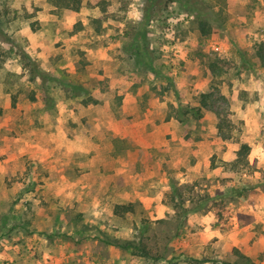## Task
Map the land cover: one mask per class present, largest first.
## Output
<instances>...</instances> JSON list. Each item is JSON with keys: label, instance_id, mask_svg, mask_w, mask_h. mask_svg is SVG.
Here are the masks:
<instances>
[{"label": "rangeland", "instance_id": "374dc122", "mask_svg": "<svg viewBox=\"0 0 264 264\" xmlns=\"http://www.w3.org/2000/svg\"><path fill=\"white\" fill-rule=\"evenodd\" d=\"M233 263L264 264V0H0V264Z\"/></svg>", "mask_w": 264, "mask_h": 264}, {"label": "crops", "instance_id": "0c3cea01", "mask_svg": "<svg viewBox=\"0 0 264 264\" xmlns=\"http://www.w3.org/2000/svg\"><path fill=\"white\" fill-rule=\"evenodd\" d=\"M237 100V105H235L233 107L234 111H236L235 113H238L237 110H238V102L240 103V106H239V109H243V101L241 100H238V98L236 99ZM156 102V101H155ZM160 102V101H159ZM157 103V102H156ZM162 103V102H161ZM159 107L162 108L164 107V104H160L159 103ZM256 107L257 106H253L252 103H246V105L244 106V111L247 112V115L249 116V119H251L255 125L259 126L260 124V121H259V117L257 115V110H256ZM145 112H148L147 115L150 116L151 114H153V111L151 110V112H149L148 110L145 111ZM170 127L174 128L175 127V120L173 118H171L169 121H166V122H163L162 120V123H161V129L163 130H168ZM151 146L150 147V151L148 150V148H146L144 150V154L142 155V167L144 168V171H143V178L142 180L145 181V180H148V181H152V182H158L159 180V175L156 174V171L154 170V168L157 166V165H160L162 166L164 163H166L167 165V169H161L158 171V173L161 174V179L159 180L161 183L162 181H164V179L168 178L169 176L172 177L173 174L176 175V168L174 166V162L173 161H169L167 159H170V155L168 158H164V159H158L156 155L154 154H150L149 152H155L154 150L155 149H161L163 148V144L162 145H157V144H150ZM165 146H167V150L165 149L164 151H167V153H171L172 152V146L169 144V143H166L164 144ZM156 153V152H155ZM199 153L198 150L195 151V155H197ZM166 157L168 156V154L165 155ZM229 155L227 154V157H224L223 158V161H228ZM141 168V169H143ZM171 168L175 169V170H170ZM162 171V173L160 172ZM140 193H137V197L132 201L135 202L139 197H140ZM145 211L150 214V215H154V213H156V211L152 210L151 208H145Z\"/></svg>", "mask_w": 264, "mask_h": 264}, {"label": "trees", "instance_id": "16d2710c", "mask_svg": "<svg viewBox=\"0 0 264 264\" xmlns=\"http://www.w3.org/2000/svg\"><path fill=\"white\" fill-rule=\"evenodd\" d=\"M50 3L57 9H61V10H72L75 12L80 11L81 7H82V2L83 0H49ZM208 24L203 22L201 23V27H200V32L202 35H206L208 33ZM206 94H203V98L201 100V105L203 107H207L206 105ZM188 110L195 112V114H197L198 116H200L201 112H200V108H193V107H189ZM185 115L182 113H178L177 118L179 120H182L181 117ZM225 122V121H224ZM218 130L220 128H222V126L219 124L217 126ZM224 140H228L230 139V137H224ZM250 150V146L247 144H242L240 149L236 152L237 158L236 160H234L232 162V165H236L238 163H246V156L248 155ZM134 211L133 208V204H116L113 210L114 215L116 216H123L125 213H131ZM184 211L186 212L187 210L184 209ZM142 232H144V230H142ZM114 243V242H113ZM115 245L119 246L120 248L123 249H134L138 251V254L142 257H145L147 259H152V260H157V259H161V256H151V252L150 249L148 248V246L145 243L140 242H135L133 240H126L123 241L121 243H115ZM241 255V254H240ZM241 257L246 258L245 256L241 255ZM248 259V258H247ZM233 264H238V263H233Z\"/></svg>", "mask_w": 264, "mask_h": 264}]
</instances>
